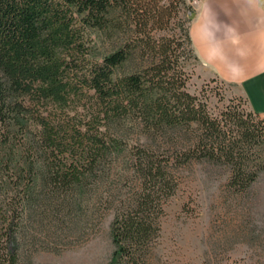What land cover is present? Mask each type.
I'll return each instance as SVG.
<instances>
[{
	"label": "trees",
	"instance_id": "obj_1",
	"mask_svg": "<svg viewBox=\"0 0 264 264\" xmlns=\"http://www.w3.org/2000/svg\"><path fill=\"white\" fill-rule=\"evenodd\" d=\"M180 2L0 0V264L108 210L106 264H152L182 170L225 165L237 194L264 171V117L188 89L190 26L155 35Z\"/></svg>",
	"mask_w": 264,
	"mask_h": 264
},
{
	"label": "rangeland",
	"instance_id": "obj_2",
	"mask_svg": "<svg viewBox=\"0 0 264 264\" xmlns=\"http://www.w3.org/2000/svg\"><path fill=\"white\" fill-rule=\"evenodd\" d=\"M193 9L191 0H181L178 17L155 35L177 33L184 40L180 22L185 28L190 26L188 16ZM185 47L192 51L181 57L192 93L207 100L216 113L231 104L253 111L233 85L202 73L193 46ZM181 174L179 190L166 203L152 264H264V171L243 194L228 189L225 165L198 161ZM113 215V210H108L79 235L63 239L59 251L39 246L32 254L35 262L106 264L114 250Z\"/></svg>",
	"mask_w": 264,
	"mask_h": 264
},
{
	"label": "crops",
	"instance_id": "obj_3",
	"mask_svg": "<svg viewBox=\"0 0 264 264\" xmlns=\"http://www.w3.org/2000/svg\"><path fill=\"white\" fill-rule=\"evenodd\" d=\"M202 73L233 85L264 117V0H191Z\"/></svg>",
	"mask_w": 264,
	"mask_h": 264
}]
</instances>
